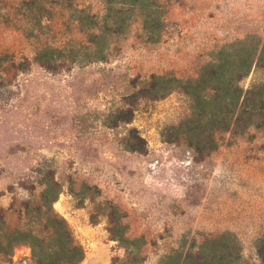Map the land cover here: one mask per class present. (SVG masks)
<instances>
[{
    "label": "rangeland",
    "instance_id": "1",
    "mask_svg": "<svg viewBox=\"0 0 264 264\" xmlns=\"http://www.w3.org/2000/svg\"><path fill=\"white\" fill-rule=\"evenodd\" d=\"M132 3L0 0V236L24 226L21 205L52 179L80 264H171L224 234L264 264V131L222 134L213 151L202 135L200 153L177 130L191 98L147 87L196 80L241 42L261 50L264 0H148L156 28ZM110 9L122 23L105 20ZM262 80L255 63L242 85ZM0 264L36 262L20 244Z\"/></svg>",
    "mask_w": 264,
    "mask_h": 264
},
{
    "label": "trees",
    "instance_id": "2",
    "mask_svg": "<svg viewBox=\"0 0 264 264\" xmlns=\"http://www.w3.org/2000/svg\"><path fill=\"white\" fill-rule=\"evenodd\" d=\"M132 4L142 15L143 24L148 28H156V22L160 18L152 16L148 12V0H132ZM131 3V2H130ZM84 11H80L83 13ZM84 18L76 19L78 24L84 22ZM113 20L115 24L122 23L121 12L108 10L105 20ZM243 48L240 51L229 49L218 55V60L202 70L196 80L183 81L170 76H152L147 85L153 91V99L166 96L175 87L184 91L192 100V113L177 128L195 151L203 152L206 146L203 137L208 138L213 151L218 148V137L226 133H244L250 128L264 131V80L254 81L248 89L242 82L249 75L253 65L257 63V69L264 70V45L257 48H246L245 43H240ZM50 49H46L48 52ZM64 54L63 50H51ZM38 61H41L39 58ZM49 60L42 66L53 69L54 62ZM178 85V86H177ZM128 121V120H123ZM204 135V136H202ZM140 139V138H139ZM44 190L38 200L27 201L21 205L19 212L15 211L22 227L8 230L0 236V255L10 256L14 247L27 244L31 247L36 264H80L84 259V250L76 241L67 221L56 214L52 208V202L56 199L58 183L47 180ZM0 223L6 224V213L1 215ZM166 263L179 264H248L243 257L242 250L237 240L230 234H224L212 238L196 252H188L185 256L170 255L164 259Z\"/></svg>",
    "mask_w": 264,
    "mask_h": 264
}]
</instances>
